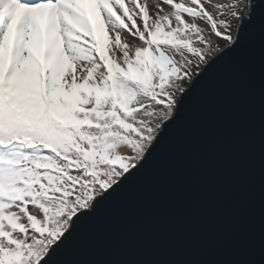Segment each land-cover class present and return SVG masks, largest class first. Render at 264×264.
<instances>
[{
    "label": "snow or ice",
    "instance_id": "1",
    "mask_svg": "<svg viewBox=\"0 0 264 264\" xmlns=\"http://www.w3.org/2000/svg\"><path fill=\"white\" fill-rule=\"evenodd\" d=\"M264 0H0V264H64Z\"/></svg>",
    "mask_w": 264,
    "mask_h": 264
},
{
    "label": "water",
    "instance_id": "2",
    "mask_svg": "<svg viewBox=\"0 0 264 264\" xmlns=\"http://www.w3.org/2000/svg\"><path fill=\"white\" fill-rule=\"evenodd\" d=\"M64 264H264L258 28L185 98L143 168L79 226Z\"/></svg>",
    "mask_w": 264,
    "mask_h": 264
}]
</instances>
